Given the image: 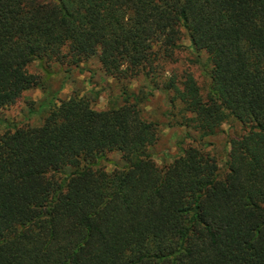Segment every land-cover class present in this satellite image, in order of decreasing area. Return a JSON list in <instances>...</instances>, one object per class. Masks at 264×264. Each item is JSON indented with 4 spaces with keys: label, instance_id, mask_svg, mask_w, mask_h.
Listing matches in <instances>:
<instances>
[{
    "label": "trees",
    "instance_id": "trees-1",
    "mask_svg": "<svg viewBox=\"0 0 264 264\" xmlns=\"http://www.w3.org/2000/svg\"><path fill=\"white\" fill-rule=\"evenodd\" d=\"M181 33L207 86L190 72L161 85L200 136L240 125L224 171L192 145L158 167L155 124L125 89L103 110L70 95L0 134V264H264V0H0V111L40 86L33 61L153 79Z\"/></svg>",
    "mask_w": 264,
    "mask_h": 264
},
{
    "label": "rangeland",
    "instance_id": "rangeland-1",
    "mask_svg": "<svg viewBox=\"0 0 264 264\" xmlns=\"http://www.w3.org/2000/svg\"><path fill=\"white\" fill-rule=\"evenodd\" d=\"M180 47L175 49L170 61L157 68L155 78L143 74L127 81L116 82L106 76L96 60L89 58L74 66L67 63L31 62L29 72L41 77L40 86L22 92L11 105L0 111V134L13 126L39 124L58 100L76 94L85 97L95 110H103L122 104L125 89L140 100L137 107L141 117L155 124L156 140L147 153L158 167H163L180 155L181 150L192 145L211 154L222 173L231 136L241 133L237 123L222 124L214 134L200 136L182 125L180 115L169 102L170 93L162 88V82L173 77L179 83L184 72H190L199 88L204 91L208 79V62L204 52L193 50L184 33ZM129 102H133L132 97ZM99 166L109 171L121 165L118 153L108 152Z\"/></svg>",
    "mask_w": 264,
    "mask_h": 264
}]
</instances>
